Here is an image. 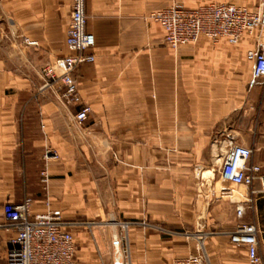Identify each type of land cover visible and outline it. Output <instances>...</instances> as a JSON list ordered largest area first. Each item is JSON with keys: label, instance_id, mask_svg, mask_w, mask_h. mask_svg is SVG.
I'll return each mask as SVG.
<instances>
[{"label": "crops", "instance_id": "obj_1", "mask_svg": "<svg viewBox=\"0 0 264 264\" xmlns=\"http://www.w3.org/2000/svg\"><path fill=\"white\" fill-rule=\"evenodd\" d=\"M213 2L249 10L259 4L86 0L95 62L73 73L91 107L78 125L79 108L62 102V83L45 87L42 74L70 54L72 0H0V224L5 204L32 199V216L52 212L77 224L68 229L79 264H102L100 257L116 264L109 251L112 218L130 224L121 241L131 264H173L203 253L201 237L210 264H248L246 248L230 239L235 185L221 178L212 151L249 147L252 163L264 171V79H254L247 58L255 40L245 34L237 44H215L202 37L172 49L164 28L150 18L174 4L196 9ZM47 150L58 159L45 158ZM263 199L254 216L262 253ZM13 236L0 230L3 259Z\"/></svg>", "mask_w": 264, "mask_h": 264}, {"label": "built area", "instance_id": "obj_2", "mask_svg": "<svg viewBox=\"0 0 264 264\" xmlns=\"http://www.w3.org/2000/svg\"><path fill=\"white\" fill-rule=\"evenodd\" d=\"M150 18L164 28V40L172 49L195 44L202 37L209 38L215 44L221 40L237 44L245 34L252 36L255 47L248 52L247 58L253 63L254 79H264V0H259L258 6L253 10L227 2H213L196 9L174 4L152 12ZM25 42L31 46L38 45L28 39ZM65 43L70 54L56 58L54 62L44 66V86L50 87L58 81L62 83L61 100L66 106L79 108L75 114V122L82 125L88 120L91 107L83 102L73 73L80 65L95 62L93 50L96 46L95 36L87 31L86 0H72ZM212 155L214 163L219 167L221 178L248 191L247 196L241 194V199L234 202L236 224L230 233L231 243L246 248L248 264H264L259 230L253 214L254 200L259 195L264 196V171L252 163L253 150L243 145L228 148L215 146ZM45 158L58 159V155L53 150H47ZM41 176L47 189L50 182L48 170H43ZM256 183L260 185L258 190L254 189ZM232 193L231 190L230 196ZM32 202V199H26L20 205L8 203L3 206L4 223L0 224V230L14 232V236L9 240L5 258L0 264H79L77 244L68 229L77 224L65 222L52 212L32 216ZM120 225L127 235L130 224ZM141 225L174 234L147 222H141ZM199 240L203 250L204 238ZM121 247L122 264H131L129 247ZM173 264L210 262L203 250V253L175 259Z\"/></svg>", "mask_w": 264, "mask_h": 264}, {"label": "rangeland", "instance_id": "obj_3", "mask_svg": "<svg viewBox=\"0 0 264 264\" xmlns=\"http://www.w3.org/2000/svg\"><path fill=\"white\" fill-rule=\"evenodd\" d=\"M256 7V6H255ZM232 191H233V193H232V203L234 204V202L235 201H238V200H240L241 199V194H243L244 196H247L248 195V191L245 189V188H238V187H236V186H234V188H232ZM258 197L260 198L259 200H257L258 199ZM257 197V199L256 200H254V216H255V214H256V207H257V204L260 202V200H262V198H264V196L263 195H259ZM232 206H234V205H232ZM262 206H263V208H264V199H263V201H262ZM234 210H235V208H234ZM116 221V220H115ZM108 225V227L109 226H111V227H113V225H115L116 224V226H117V232H118V235H119V238H121L124 234H126V231L122 228V225H120V223L118 224V222L116 221V222H108L107 223ZM235 228V227H234ZM261 228V230H263L264 231V229L262 228V227H260ZM260 238H261V245H262V249H263V254H264V234H261V236H260ZM113 239H110V241H109V251L111 252V254L113 255L114 254V248H113ZM205 242V241H204ZM204 244V243H203ZM124 246V247H126L127 248V241L125 240V241H121V246ZM203 250H204V246H203ZM4 251V249L2 250V252L0 253V263L2 262V260H3V252ZM205 253V252H204ZM100 259H101V261H102V264H105L106 263V259L104 258V260H103V258L102 257H100ZM111 259V258H110Z\"/></svg>", "mask_w": 264, "mask_h": 264}, {"label": "water", "instance_id": "obj_4", "mask_svg": "<svg viewBox=\"0 0 264 264\" xmlns=\"http://www.w3.org/2000/svg\"><path fill=\"white\" fill-rule=\"evenodd\" d=\"M111 222H116L114 218L111 219ZM113 231V239H114V246H115V263L116 264H122L121 262V251L119 246V235L117 232V226L116 224L112 227Z\"/></svg>", "mask_w": 264, "mask_h": 264}, {"label": "bare ground", "instance_id": "obj_5", "mask_svg": "<svg viewBox=\"0 0 264 264\" xmlns=\"http://www.w3.org/2000/svg\"><path fill=\"white\" fill-rule=\"evenodd\" d=\"M119 246H120V251L122 253V247H121V244H120V240H119ZM122 261V260H121Z\"/></svg>", "mask_w": 264, "mask_h": 264}]
</instances>
